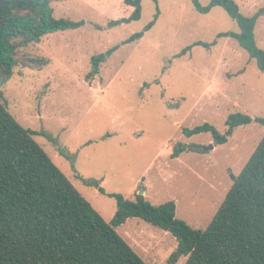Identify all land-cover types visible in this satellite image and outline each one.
<instances>
[{
	"label": "rangeland",
	"instance_id": "1",
	"mask_svg": "<svg viewBox=\"0 0 264 264\" xmlns=\"http://www.w3.org/2000/svg\"><path fill=\"white\" fill-rule=\"evenodd\" d=\"M235 1L245 16L264 7V0ZM51 6L56 18L84 23L22 48L36 67L17 66L2 87L10 114L34 132V140L106 221L113 218L116 201L84 179L98 180L106 192L130 200L142 192L152 205L173 200L176 218L205 229L233 184L231 175H239L264 135V126L255 122L237 127L222 145L209 133H182L205 122L223 133L233 112L264 117V72L237 40L217 38L239 32L237 22L219 6L199 13L190 0H142L140 19L115 27L108 22L133 10L123 0H64ZM157 12L142 38L123 43ZM254 37L264 50V15ZM215 39L208 48L195 45L174 57L195 42ZM113 46L118 49L87 81L91 57ZM177 142L199 145L200 152L171 158ZM116 231L146 264H166L177 247L171 234L140 219L130 218Z\"/></svg>",
	"mask_w": 264,
	"mask_h": 264
},
{
	"label": "trees",
	"instance_id": "2",
	"mask_svg": "<svg viewBox=\"0 0 264 264\" xmlns=\"http://www.w3.org/2000/svg\"><path fill=\"white\" fill-rule=\"evenodd\" d=\"M54 1L64 0H0V264H146L116 231L130 218L151 223L177 240L166 264H175L181 257H187L185 264H264V135L239 175H231L233 184L209 225L193 229L176 218L173 200L152 205L140 194L130 200L122 194L106 192L98 180L84 179L85 184L97 186L101 194L116 201L115 214L106 221L34 140V132L10 114L2 87L17 66L36 67L35 59L22 48L45 35L77 29L84 23L56 18L51 6ZM141 1L123 0L133 8L132 12L128 17L109 21L108 27L139 20ZM190 1L203 14L215 6L223 8L237 22L239 32H221L217 38L237 40L264 72V50L254 37V27L264 15V7L245 16L235 0H210L208 5ZM158 13L144 30L123 43L142 38L156 22ZM215 43L216 39L211 43L195 42L174 57L185 55L195 45L208 48ZM117 49L113 46L91 57L87 81L99 73L100 64ZM252 122L264 126V117L233 112L223 133L207 122L183 128L182 133L186 137L209 133L216 145H222L237 127ZM199 147L177 142L171 158L184 152H200Z\"/></svg>",
	"mask_w": 264,
	"mask_h": 264
},
{
	"label": "water",
	"instance_id": "3",
	"mask_svg": "<svg viewBox=\"0 0 264 264\" xmlns=\"http://www.w3.org/2000/svg\"><path fill=\"white\" fill-rule=\"evenodd\" d=\"M210 148H213V145H210ZM205 150H207V148H204ZM143 194V192L142 193H140V195H142Z\"/></svg>",
	"mask_w": 264,
	"mask_h": 264
}]
</instances>
